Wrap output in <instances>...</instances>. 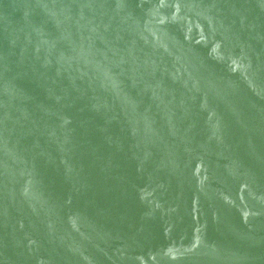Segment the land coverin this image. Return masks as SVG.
Wrapping results in <instances>:
<instances>
[{
  "label": "water",
  "instance_id": "water-1",
  "mask_svg": "<svg viewBox=\"0 0 264 264\" xmlns=\"http://www.w3.org/2000/svg\"><path fill=\"white\" fill-rule=\"evenodd\" d=\"M0 264H264V0H0Z\"/></svg>",
  "mask_w": 264,
  "mask_h": 264
}]
</instances>
